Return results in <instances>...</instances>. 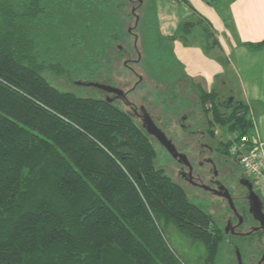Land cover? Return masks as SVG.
Segmentation results:
<instances>
[{
	"label": "trees",
	"instance_id": "obj_1",
	"mask_svg": "<svg viewBox=\"0 0 264 264\" xmlns=\"http://www.w3.org/2000/svg\"><path fill=\"white\" fill-rule=\"evenodd\" d=\"M49 1L0 0V264H183L164 240L168 226L202 243L213 262L225 240L221 224L157 165L158 141L114 102L50 84L71 77L47 33L59 11ZM74 3L67 11L80 7ZM200 25L184 21L171 37L154 31L151 63L168 86L164 108L193 88L200 109L211 105L215 127L248 135L242 106L221 115L218 94L188 78L173 53L172 43H186ZM202 29L209 53L217 41ZM223 144L229 154L231 142Z\"/></svg>",
	"mask_w": 264,
	"mask_h": 264
},
{
	"label": "flooded vegetation",
	"instance_id": "obj_2",
	"mask_svg": "<svg viewBox=\"0 0 264 264\" xmlns=\"http://www.w3.org/2000/svg\"><path fill=\"white\" fill-rule=\"evenodd\" d=\"M53 1L55 9L57 0ZM148 2L149 0H91L90 4L94 5L96 10L102 11L110 7L118 12L117 17L120 21L117 24L120 25L114 28L112 31L114 33L110 35L112 38L117 37V40L113 41V45L108 44L103 54L105 64L110 68L107 78L111 73L112 82L108 80L104 84L95 82L94 84L117 89L120 94L103 91L107 94L105 100H111L110 102H114L129 113L136 122L140 121L144 129L146 115L161 130L159 124L164 122L165 117L176 118L177 134L170 133L168 129L163 132L175 147L177 156L172 157L160 145L167 160L179 166L182 182H176L184 189V185L204 189L222 200L224 208L230 213L221 215L216 211L215 219L210 212L209 214L213 220L220 222L225 241L227 236L250 238L253 251L256 252H253L256 257L253 264H264V230L254 218L252 207L255 198L264 215V199L240 170L236 161L227 153L224 140L216 135L215 123L210 112L211 105L200 109L198 92L191 88V95L177 93L175 104H170L171 109L164 108V104L167 103L164 96H167L168 86L157 82L155 69L151 63L156 47L154 31L159 33V28L157 16L153 26L150 9L144 7ZM87 3L86 0L83 5ZM82 85L85 86L79 83V86ZM152 98L155 102L151 101ZM219 100L221 101L218 98L216 105L220 114H229L232 106L230 98L221 102ZM219 175H222V179ZM224 196L230 197L233 207Z\"/></svg>",
	"mask_w": 264,
	"mask_h": 264
},
{
	"label": "crops",
	"instance_id": "obj_3",
	"mask_svg": "<svg viewBox=\"0 0 264 264\" xmlns=\"http://www.w3.org/2000/svg\"><path fill=\"white\" fill-rule=\"evenodd\" d=\"M187 1L191 7L179 0H155L160 35L173 36L184 21H201L186 43H172L178 63L188 78L218 98L220 88L232 90L227 98L242 106L251 122L248 135L264 143V0ZM203 25L217 41L209 53L202 47Z\"/></svg>",
	"mask_w": 264,
	"mask_h": 264
},
{
	"label": "rangeland",
	"instance_id": "obj_4",
	"mask_svg": "<svg viewBox=\"0 0 264 264\" xmlns=\"http://www.w3.org/2000/svg\"><path fill=\"white\" fill-rule=\"evenodd\" d=\"M73 1L79 3L80 7L67 11V9H71L73 6ZM84 1L72 0V2L70 1L71 3L66 1L63 5L54 0L55 8L59 9V11L55 13L56 21H54L52 27L47 29V33L58 44L59 56L55 58L56 62H60L61 66L70 72L71 79L65 80L66 77H50L51 80L48 81L54 87L62 91L73 92L80 97L107 99V94L103 90L92 86H79V83L88 84L95 82L104 84L108 80L112 82L111 73L107 78L110 68L105 64L103 54L104 49L110 42V35L114 33L112 31L120 25H117L120 22L117 17L119 14L110 7L104 8L102 11L96 10L95 8L85 11L87 7H83L82 2ZM77 3H74V5L79 6ZM211 4L215 5V1H211ZM144 7L150 9L154 26L157 7L155 0H149ZM32 31L34 33L36 32L34 29ZM198 44H200V41ZM220 89L221 101L226 100L229 96L231 97L232 90L227 88ZM151 101L155 102L154 98ZM119 106L121 105L119 104ZM173 118L171 117V121L168 124L165 123V130L168 129L170 133L177 134V120ZM138 122L141 123L140 121ZM214 129L217 131L216 135L220 136L222 140H226L228 137L232 139V133L226 132V134H223V128L218 125ZM220 132L222 134H219ZM156 162L173 180L182 182L178 164L167 160L163 148L158 149ZM239 168L245 175L241 167ZM219 178L222 179V175H219ZM184 187L189 199L194 204L210 212L214 219L216 218L214 216L216 211L221 215L230 213L224 208V202L222 200L216 198L206 190L185 185ZM236 202L234 203L235 205ZM162 229L163 237L168 247L183 264H253L256 258L254 255L256 252L253 251V245H251L252 240L250 238L227 236V240L219 244L213 262L206 263L207 253L202 243L191 241L180 234L173 226Z\"/></svg>",
	"mask_w": 264,
	"mask_h": 264
},
{
	"label": "built area",
	"instance_id": "obj_5",
	"mask_svg": "<svg viewBox=\"0 0 264 264\" xmlns=\"http://www.w3.org/2000/svg\"><path fill=\"white\" fill-rule=\"evenodd\" d=\"M229 154L264 199V143L249 135L233 137Z\"/></svg>",
	"mask_w": 264,
	"mask_h": 264
},
{
	"label": "water",
	"instance_id": "obj_6",
	"mask_svg": "<svg viewBox=\"0 0 264 264\" xmlns=\"http://www.w3.org/2000/svg\"><path fill=\"white\" fill-rule=\"evenodd\" d=\"M84 85L95 87V88L103 90L107 93L118 92L120 94V92L117 91V89L111 88V87L106 86V85L104 86V85H98V84H94V83H88V84H84ZM109 101H111V100H109ZM144 125L146 127L145 129H146L147 133L150 136L154 137L158 141V143L160 145H162L172 157L175 158L177 156V152H176L175 147L173 146L171 141L166 137L164 132L155 125V123L152 121V119L148 115H146V117L144 119ZM224 197L228 200L229 205L231 207H233L230 197L229 196H224ZM252 207H253L254 218L257 221H259L261 227H263V230H264V215L261 212V206L256 202L255 198H254V201L252 203ZM238 259H239V257H238Z\"/></svg>",
	"mask_w": 264,
	"mask_h": 264
}]
</instances>
